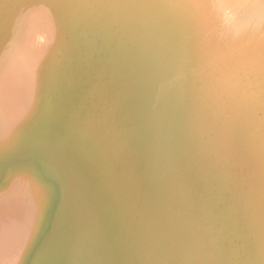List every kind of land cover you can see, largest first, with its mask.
I'll use <instances>...</instances> for the list:
<instances>
[{
	"label": "clouds",
	"instance_id": "9594fccd",
	"mask_svg": "<svg viewBox=\"0 0 264 264\" xmlns=\"http://www.w3.org/2000/svg\"><path fill=\"white\" fill-rule=\"evenodd\" d=\"M37 96L56 163H97L119 191L131 264H264V0H117ZM253 12L205 45L212 10ZM26 135V132H25ZM48 162V160H46Z\"/></svg>",
	"mask_w": 264,
	"mask_h": 264
},
{
	"label": "bare ground",
	"instance_id": "6f19581e",
	"mask_svg": "<svg viewBox=\"0 0 264 264\" xmlns=\"http://www.w3.org/2000/svg\"><path fill=\"white\" fill-rule=\"evenodd\" d=\"M109 2L117 0H0V264H131L118 189L93 161L46 157L42 107L34 111L37 96L55 98L62 88L64 52L89 26L133 15L155 20L151 10L101 7ZM259 20L255 12L212 10L204 34L186 43L208 45Z\"/></svg>",
	"mask_w": 264,
	"mask_h": 264
}]
</instances>
